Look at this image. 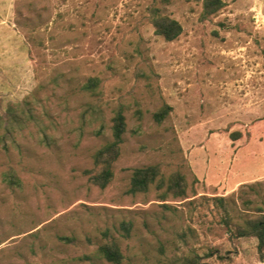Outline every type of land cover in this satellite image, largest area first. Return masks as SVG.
Instances as JSON below:
<instances>
[{"label":"rangeland","instance_id":"rangeland-1","mask_svg":"<svg viewBox=\"0 0 264 264\" xmlns=\"http://www.w3.org/2000/svg\"><path fill=\"white\" fill-rule=\"evenodd\" d=\"M203 1L0 0V264H264L255 237L221 223L223 208L264 207V0H221L209 15ZM151 6L180 23L175 39L154 33ZM89 77L96 94L81 88ZM89 104L101 135L81 118ZM119 104L126 130L100 188L84 170ZM8 107L24 117L9 133ZM150 164L180 173L188 197L128 192L133 168ZM110 239L120 263L93 257Z\"/></svg>","mask_w":264,"mask_h":264},{"label":"trees","instance_id":"trees-1","mask_svg":"<svg viewBox=\"0 0 264 264\" xmlns=\"http://www.w3.org/2000/svg\"><path fill=\"white\" fill-rule=\"evenodd\" d=\"M223 6L221 0H204L203 1V15H209L217 11ZM150 22L153 26L154 33L161 36L164 40L175 39L182 31L180 23L160 12L156 6H151ZM99 87V79L97 77H89L84 82L81 88L88 93L96 94ZM23 104H19L22 106ZM169 107L164 105L153 113V119L156 122H161L168 113ZM124 108L121 104L117 105L110 118V137L101 143L92 153L91 169L84 170L88 176V180L100 187L105 188L113 177V163L120 153V144L122 142V135L126 130V120L124 116ZM7 115L5 117L4 128L7 133L11 132L13 122L21 126L24 123V117L15 114L10 107L7 108ZM89 113V120L98 121L97 127L94 130L96 135L104 133V122L101 111L95 104H89L87 108L81 113V118L84 120L85 115ZM139 116V111H137ZM139 118V117H138ZM236 138V137H235ZM4 181L9 185L19 186L20 180L18 176L8 169L4 173ZM151 185H155L157 189L163 188L161 193V200H164L168 195L172 197H188L186 192L185 179L180 173H173L167 178L163 177L160 166L158 164H150L133 168L129 180L128 192L135 194L138 192H145ZM253 189L252 186H249ZM215 201L219 206H223V197H215ZM245 204L250 205V200H245ZM224 215L221 217V223L229 236L240 238L252 236L257 240V250L261 258H263L264 250V207L261 205H254L251 209L250 215H242L233 218L229 215L225 208H223ZM131 228L129 221H122L120 229L125 237L128 236ZM68 240L67 237H60ZM215 251L209 247L206 256H211ZM93 257L104 259L110 263H120L123 259L121 247L117 241L110 239L104 241L96 247L92 253Z\"/></svg>","mask_w":264,"mask_h":264}]
</instances>
